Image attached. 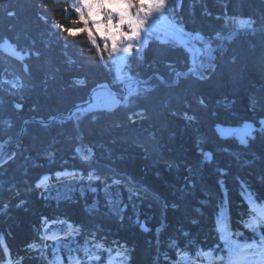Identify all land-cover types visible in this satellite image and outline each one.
<instances>
[{"label":"trees","instance_id":"1","mask_svg":"<svg viewBox=\"0 0 264 264\" xmlns=\"http://www.w3.org/2000/svg\"><path fill=\"white\" fill-rule=\"evenodd\" d=\"M166 13L210 45L237 20L248 24L196 74L176 76L191 66L182 46H133L129 77L151 78L117 109L83 107L22 131L100 82L121 84L86 15L54 0H0V44L21 54L0 48V148L11 144L0 163V264H257L264 255V0H180ZM218 126L249 134L222 137ZM61 170L73 174L53 175ZM46 227L61 235L47 238Z\"/></svg>","mask_w":264,"mask_h":264},{"label":"rangeland","instance_id":"2","mask_svg":"<svg viewBox=\"0 0 264 264\" xmlns=\"http://www.w3.org/2000/svg\"><path fill=\"white\" fill-rule=\"evenodd\" d=\"M179 2L180 0H135L136 7L125 10L130 12L131 16L126 17V22L121 25L119 29H117L115 25L119 23L120 16L114 15L115 17L113 20L111 19L110 21L108 20L104 22L102 20L103 14L101 8H97L93 12L92 19H89V12L87 9H81V11L90 21L89 36L91 40L95 42L98 39L100 40L101 44L105 46L106 41L108 42L107 45L111 52L112 61L114 63V77L117 83L121 84L123 81L130 79L126 71L125 64L126 57L133 46L137 47L138 49H142L147 44V42L153 39L162 42H173L179 46H182L189 54L191 66L187 71H185L188 72L189 70L198 69L200 65H202L203 60L210 55V52H215L227 37L235 35V33H233L229 34L227 37H225V39L222 38L221 40L223 41H221L219 45H210L204 43L202 37L198 33L186 31L182 26L175 23L174 20H171L168 17L166 12L178 5ZM61 3L70 4L74 10L81 7V0H73L71 2ZM106 9L109 12L113 11V9L110 8ZM78 13L81 15L80 12ZM146 14H150L148 22L145 23L143 27L137 26L133 28V25H138V21L134 19V17L139 16L140 18H143ZM237 22L238 26L236 29H247V20L239 19ZM249 30L253 29L249 27ZM134 31L136 35H133ZM212 46H217V49L214 51L211 50ZM0 48L13 56L18 58L21 57L20 52L9 42H3L0 44ZM160 78L162 77H159V79ZM162 81L164 82V80ZM134 90L135 87L130 92ZM243 140H245V138H243ZM10 145H8V147L6 146L7 152ZM3 148H0V151ZM6 156L7 155H4V157L0 160V163L5 160ZM45 230L47 231L49 229L46 228ZM56 232H58V230L50 229L49 232L46 233L52 236L53 234L55 235Z\"/></svg>","mask_w":264,"mask_h":264},{"label":"water","instance_id":"3","mask_svg":"<svg viewBox=\"0 0 264 264\" xmlns=\"http://www.w3.org/2000/svg\"><path fill=\"white\" fill-rule=\"evenodd\" d=\"M55 1H61V2H71L73 0H55ZM235 33V31H230L227 35H225L223 37V39H225V37H227L229 34H233ZM217 46H212L211 50H216ZM194 72V70H189L188 72L185 73H177L176 75L178 76H185L187 74H190ZM151 78V77H150ZM150 78L144 80V79H127L125 81L122 82V86H121V91H117L114 88H112L110 86V84L107 81H103L100 82L98 84H96L88 93V96L85 100L77 103L76 105L72 106L69 108V110L66 113H59L57 115H54L52 117H49L47 119H38V118H34V119H27L24 121L23 126H22V131L24 130L25 126L28 123L31 122H36L42 125H47L50 124L51 122L55 121L58 117L62 116L64 118H68L72 115L74 110L83 108V107H92L94 110L96 111H114L115 109H117L121 102L122 99L125 98L129 92L138 84L141 83H145L147 82ZM227 128H232V129H243L245 131V129L242 128H238L235 126H227ZM255 127L252 126V130H254Z\"/></svg>","mask_w":264,"mask_h":264},{"label":"snow or ice","instance_id":"4","mask_svg":"<svg viewBox=\"0 0 264 264\" xmlns=\"http://www.w3.org/2000/svg\"><path fill=\"white\" fill-rule=\"evenodd\" d=\"M136 7V3L135 0H81V7L77 8L76 11L81 13V20L83 21L85 19L84 17V13L81 11V9H87L89 12V19L93 18V12L97 9V8H110L113 9V11L111 12H104V15L108 18V20L110 21L114 15H118L120 16V21L118 24L115 25V27L117 29H119L121 27V25H123L126 22V17H130L131 13L128 11H125L126 9H131ZM150 14H146L143 18H140L139 16L134 17V19H136L138 21V25H133V28L139 26V27H143V25L145 23L148 22ZM133 35H136L135 31L133 32ZM218 132L221 134L222 137H224L225 135H230L232 133H236L238 134L241 139L243 140V136L247 133H245V131L242 129H223L220 126H218L217 128ZM85 159H87V157H85ZM60 175H62L61 173H57V177L59 178ZM63 175H68V173H64ZM89 179H93V177L90 175ZM47 181H48V177H44L42 178V180L37 184V187H41V186H47ZM93 191H95V189H93ZM253 224H250L249 227L254 226ZM70 230H71V226H69ZM49 239H53L55 237H48ZM98 248L103 247V245L98 244L97 245ZM246 247L252 248L255 247V245H247ZM118 256H123L122 252H117ZM91 259V257H90Z\"/></svg>","mask_w":264,"mask_h":264},{"label":"bare ground","instance_id":"5","mask_svg":"<svg viewBox=\"0 0 264 264\" xmlns=\"http://www.w3.org/2000/svg\"><path fill=\"white\" fill-rule=\"evenodd\" d=\"M251 29H252V28H251ZM233 31H235V34H236V33L242 32V31H244V30H243V29H240V30H239V29H233ZM221 41H223V40H221ZM206 58H207V57H206ZM206 58H205V59H206ZM205 61H207V64H208V62H209L210 60H205ZM205 65H206V64H205ZM201 69H203V68L194 69V72H192V73L196 74V73H198ZM94 86H95V85H94ZM94 86H93V87H94ZM93 87H91V89H92ZM91 89H90V90H91ZM252 126L255 127L254 125H252ZM255 129H256V127H255ZM3 157H4L3 155H0V160H1ZM57 237H59V235H55V238H57ZM55 238H54V239H55Z\"/></svg>","mask_w":264,"mask_h":264}]
</instances>
